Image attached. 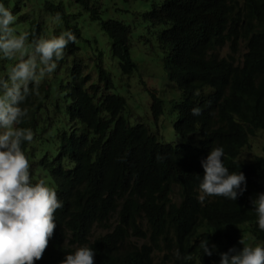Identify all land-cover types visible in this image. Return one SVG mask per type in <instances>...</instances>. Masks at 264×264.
Masks as SVG:
<instances>
[{"label": "trees", "instance_id": "16d2710c", "mask_svg": "<svg viewBox=\"0 0 264 264\" xmlns=\"http://www.w3.org/2000/svg\"><path fill=\"white\" fill-rule=\"evenodd\" d=\"M93 1L4 0L15 17L10 25L15 34H29L28 51L33 40L65 30L76 37L56 69L26 98L22 107L28 116L19 125L34 134L31 143L21 145L30 181H44L63 204L54 212L56 219L93 248L94 264L171 263L177 252L183 257L203 240L221 252L239 248L240 238L264 245V231L242 197L207 206L195 198L194 185L203 174L200 160L214 140L231 152L244 142L235 122H223L212 109L217 88L235 70L219 55L223 34L216 20L228 16L236 0H142L144 8L134 11L130 22L107 17L114 0ZM137 18L144 21L142 38L153 52L156 45L161 50L153 58L165 71V87L178 91L173 111L179 143L161 142L160 132L140 121L131 124L124 115L126 98L114 77L139 74L130 54L133 32L141 27ZM16 62L18 57L0 60V76ZM245 68L264 80V36L251 44ZM138 83L145 85L142 79ZM144 92L157 122L165 100L154 88ZM194 106L201 110L198 116L190 114ZM234 107L244 122L253 121L254 110ZM258 124L264 127V120L258 118ZM251 221L253 228L245 229ZM95 228L103 234L93 235ZM68 251L60 246L38 264L63 260Z\"/></svg>", "mask_w": 264, "mask_h": 264}, {"label": "clouds", "instance_id": "9594fccd", "mask_svg": "<svg viewBox=\"0 0 264 264\" xmlns=\"http://www.w3.org/2000/svg\"><path fill=\"white\" fill-rule=\"evenodd\" d=\"M14 21L11 10L0 0V60L18 57L6 76H0V264H38L60 246L69 248L63 260L39 264H94L93 248L56 219L54 212L63 204L55 190L44 181H30L29 161L21 145L31 143L34 134L30 128L19 127L28 116V109L22 107L26 98L34 94L46 74L56 69L64 50L69 43H75L76 37L65 30L51 38L33 40L28 51L29 34H15L10 26ZM216 21L223 34L219 55L235 70L217 88L219 93L212 109H216L223 122V118L235 122L244 134V142L231 152L223 142L214 140L216 144L200 160L203 174L199 185H194L195 198L207 206L217 201L231 203L242 197L252 206L258 229L264 231V147L263 153L253 150L254 138L264 134V127L258 124V118L264 120V80L245 68L251 44L257 36H264V0H236L231 13ZM226 45L228 51L222 52ZM173 105L170 108L175 123ZM236 105L254 110L253 121L244 122L235 110ZM259 106L263 109L257 110ZM189 111L198 116L201 110L194 106ZM235 163L240 166L235 167ZM177 194L174 191V198ZM251 224L252 221L245 223L244 228H253ZM99 233L103 234V230L92 231L93 235ZM238 245L239 248L221 252L203 240L183 257L177 252L175 262L162 259L160 264H264L261 242L244 243L240 238ZM158 257L161 260L163 253Z\"/></svg>", "mask_w": 264, "mask_h": 264}, {"label": "rangeland", "instance_id": "374dc122", "mask_svg": "<svg viewBox=\"0 0 264 264\" xmlns=\"http://www.w3.org/2000/svg\"><path fill=\"white\" fill-rule=\"evenodd\" d=\"M91 1L94 3L93 0ZM100 1L101 3L102 1L104 2V0ZM144 5L145 2L142 0H114V6L112 9L113 11L110 12L107 17L130 22L133 18V12L144 8ZM72 11H74L73 7ZM138 19L141 22V27L138 29V25H136V29L133 32L134 39L132 40L130 54L133 60L139 64V74L136 73L130 76V78H127L120 75L119 73H116L114 77V81L118 86V92L126 98V108L124 115L131 124L140 121L143 122L145 126L152 132H160L161 135H157V137L161 141H183V139L180 138L174 130V118L172 116L173 112L170 108L172 103L175 102L174 99L178 100L179 98L178 91L171 87H165L167 85V82L164 80L165 71L155 62L153 58L154 55L157 54V51L159 50L161 52V50L156 45L155 51L153 52V47H150L146 43V38H142L145 37L143 28L144 21L140 18H137L136 20ZM85 34L89 37L92 34V30L90 28L88 29V26L85 27ZM108 46V42L105 41L103 47L106 49V51ZM226 51H228L227 45L222 48V52ZM219 54L221 53L219 52ZM111 64L112 66H116L115 62L113 61H111ZM139 79H142L145 82V85L141 86L138 83ZM152 88L155 89L156 94L158 93L159 96L165 99L163 114L157 122L154 121L150 113L149 96L144 92V89ZM254 142V152L263 153L264 134H258L254 138ZM249 157H251V154ZM238 162L244 163L241 160Z\"/></svg>", "mask_w": 264, "mask_h": 264}]
</instances>
